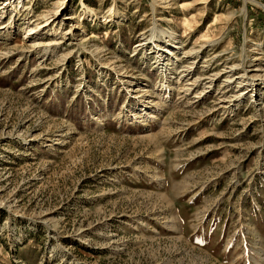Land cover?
<instances>
[{"label":"rangeland","instance_id":"obj_1","mask_svg":"<svg viewBox=\"0 0 264 264\" xmlns=\"http://www.w3.org/2000/svg\"><path fill=\"white\" fill-rule=\"evenodd\" d=\"M263 5L0 0V264H264Z\"/></svg>","mask_w":264,"mask_h":264},{"label":"trees","instance_id":"obj_2","mask_svg":"<svg viewBox=\"0 0 264 264\" xmlns=\"http://www.w3.org/2000/svg\"><path fill=\"white\" fill-rule=\"evenodd\" d=\"M252 15L256 17V20L258 19L259 21H262L263 25H264V12H262L261 10L254 12L253 7L251 6V7H249V17Z\"/></svg>","mask_w":264,"mask_h":264},{"label":"bare ground","instance_id":"obj_3","mask_svg":"<svg viewBox=\"0 0 264 264\" xmlns=\"http://www.w3.org/2000/svg\"><path fill=\"white\" fill-rule=\"evenodd\" d=\"M85 7H86V6H85ZM86 8H87V10L90 9V8H88V6H87ZM90 10H91V9H90ZM33 31H34V28H31V29H29L28 31H26V34L32 33ZM157 35H158V33H157L156 31H154V32L152 33V36H151L150 39L155 38ZM148 39H149V38H148ZM207 40H208V39H207ZM140 45H142V44H140Z\"/></svg>","mask_w":264,"mask_h":264},{"label":"water","instance_id":"obj_4","mask_svg":"<svg viewBox=\"0 0 264 264\" xmlns=\"http://www.w3.org/2000/svg\"><path fill=\"white\" fill-rule=\"evenodd\" d=\"M245 4H246V1H245ZM263 7H264V5H263Z\"/></svg>","mask_w":264,"mask_h":264}]
</instances>
